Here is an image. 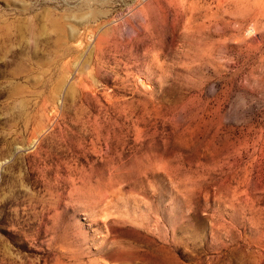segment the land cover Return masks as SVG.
Returning <instances> with one entry per match:
<instances>
[{
  "label": "rangeland",
  "instance_id": "1",
  "mask_svg": "<svg viewBox=\"0 0 264 264\" xmlns=\"http://www.w3.org/2000/svg\"><path fill=\"white\" fill-rule=\"evenodd\" d=\"M0 264H264V0H0Z\"/></svg>",
  "mask_w": 264,
  "mask_h": 264
}]
</instances>
